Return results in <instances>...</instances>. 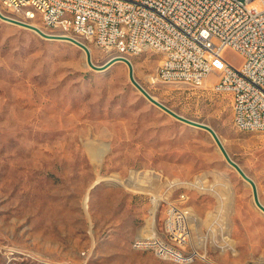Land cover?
Instances as JSON below:
<instances>
[{"label": "rangeland", "instance_id": "rangeland-1", "mask_svg": "<svg viewBox=\"0 0 264 264\" xmlns=\"http://www.w3.org/2000/svg\"><path fill=\"white\" fill-rule=\"evenodd\" d=\"M89 48L96 66L117 57ZM128 59L156 100L213 128L264 204V132L235 127L217 74L153 84L162 56ZM154 237L184 260L137 246ZM0 264H264V215L213 137L149 102L127 63L93 70L71 42L0 19Z\"/></svg>", "mask_w": 264, "mask_h": 264}, {"label": "built area", "instance_id": "built-area-1", "mask_svg": "<svg viewBox=\"0 0 264 264\" xmlns=\"http://www.w3.org/2000/svg\"><path fill=\"white\" fill-rule=\"evenodd\" d=\"M28 2L41 6L42 15L26 11ZM0 12L9 18L28 14L22 23L88 47L97 44V49L117 51V56L143 53V45H152L162 56L150 76L153 84L200 88L216 73L212 90L231 96L234 125L235 119H243L248 132H264V0H0ZM227 49L244 57L242 66L224 59ZM177 215L172 206L171 229ZM137 246L184 260L178 249L157 237Z\"/></svg>", "mask_w": 264, "mask_h": 264}, {"label": "water", "instance_id": "water-1", "mask_svg": "<svg viewBox=\"0 0 264 264\" xmlns=\"http://www.w3.org/2000/svg\"><path fill=\"white\" fill-rule=\"evenodd\" d=\"M0 19L3 20V21H5V22H9V23H13V24H18V25H21L23 27L29 28V29L33 30L34 32H36L38 35H40L41 37H43L45 39H61V40H65V41L71 42L72 44L76 45L77 47H79L80 49H82L85 52L86 59H87V63L89 65V67H91L93 70L105 71L108 68H110L113 64H115L116 62H120L121 61V62L127 63L128 66H129V78H130V81L135 86V88L137 89V91L140 92L149 102H151L152 104L156 105L157 107H159L163 111L167 112L168 114H170L171 116H173L177 120H179V121H181L183 123H186L189 126H192V127L199 128V129H202V130L207 131L213 137V139L215 140V142L218 145L221 153L223 154V156L225 157V159L227 160V162L229 163V165L233 169H235L246 182H248L251 185L254 201H255L256 205L261 210L264 211V205L261 203V201L259 199V191H258L257 185L242 170V168L236 162H234L231 159V157L227 153V151H226L223 143L221 142V139L219 138V136L217 135V133L213 130V128H211L207 124L199 123V122H195V121H192L190 119H187V118H185V117H183V116L175 113L174 111H172L171 109H169L167 106H165L164 104H162L161 102H159L158 100H156L155 97H153L146 89H144L138 83V81L135 79L134 70H133L131 61L128 58L123 57V56H117V57L109 60L108 62H106L102 66H96L93 63V61H92V57H91V53L89 51V47L86 44H84L83 42H81V41H79V40H77L75 38L52 36L50 34H47L46 32H44L43 30H41L40 28H38L36 26H33L31 24H26V23L19 22L17 20H14L12 18H9V17L3 15L1 12H0Z\"/></svg>", "mask_w": 264, "mask_h": 264}, {"label": "bare ground", "instance_id": "bare-ground-1", "mask_svg": "<svg viewBox=\"0 0 264 264\" xmlns=\"http://www.w3.org/2000/svg\"><path fill=\"white\" fill-rule=\"evenodd\" d=\"M25 10L26 11H29L30 14L32 15H42V7L41 6H38V4L36 2H28V3H25ZM11 18L14 19V20H17L19 22H27L28 21V14H16V15H11ZM37 27V26H36ZM89 45H92L94 47L97 48V44H89ZM148 50H152L154 51V47H152V45H143V52L145 51H148ZM89 51L92 55V51L91 49L89 48ZM110 53L112 54H115V56H117V51H109ZM141 53H118V56H123V57H126L128 58L129 55H140ZM121 62V61H120ZM120 62H116V63H120ZM115 63V64H116ZM132 67L134 69V66L132 64ZM210 77V76H209ZM208 77V78H209ZM208 78L207 80L205 81V83L208 81ZM204 83V84H205ZM235 126L237 127V129L241 130V131H247V128H244L243 127V119H235ZM227 187V186H226ZM204 189V188H203ZM205 190H208L207 188ZM217 191V190H216ZM219 194V193H218ZM222 196V195H221ZM224 197V196H223ZM228 198V197H227ZM224 201V198L223 200ZM226 201V200H225ZM225 203V202H224ZM152 204H153V207H152V210H151V215H154L155 214V210L157 208V204H158V200L157 198H153L152 200ZM264 205V204H263ZM262 214L264 215V211L261 210ZM182 213V212H181ZM212 216V214H211ZM174 230V229H173ZM154 235V232H152V236ZM175 236V235H174ZM176 237H178L179 239H181L177 234H176ZM183 240V239H182ZM226 242H227V245L228 247H232V244H233V241H231L229 239V237L226 238ZM226 245V243H225ZM224 245V246H225Z\"/></svg>", "mask_w": 264, "mask_h": 264}]
</instances>
